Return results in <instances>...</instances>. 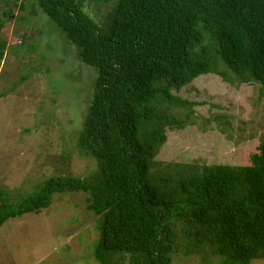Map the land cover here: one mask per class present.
Returning <instances> with one entry per match:
<instances>
[{
    "label": "trees",
    "instance_id": "1",
    "mask_svg": "<svg viewBox=\"0 0 264 264\" xmlns=\"http://www.w3.org/2000/svg\"><path fill=\"white\" fill-rule=\"evenodd\" d=\"M19 1L0 14V70L8 48L2 35ZM95 1L108 8L100 22L82 0L18 6L28 11L25 21L39 8L96 73L78 147L98 168L86 179L54 176L18 200L0 188V229L40 215L56 195L84 193L98 217V264H175L181 251L204 255L203 264L263 261L264 142L244 167H160L156 158L166 129L182 128L193 113L173 92L208 75L264 89V0Z\"/></svg>",
    "mask_w": 264,
    "mask_h": 264
},
{
    "label": "rangeland",
    "instance_id": "2",
    "mask_svg": "<svg viewBox=\"0 0 264 264\" xmlns=\"http://www.w3.org/2000/svg\"><path fill=\"white\" fill-rule=\"evenodd\" d=\"M8 1L0 0V14ZM22 1L2 35L8 48L0 70V188L13 200L32 194L54 176L86 179L98 168L78 147L96 73L81 63L75 48L39 8L30 21L23 20L28 11L18 8ZM82 1L98 22L108 11L95 0ZM41 53L47 57L44 62ZM23 75L30 78L20 84ZM261 90L258 85L231 86L208 75L173 92L192 104L193 113L189 121L183 119L182 128L166 129L157 165L249 166L264 142ZM176 114L183 118L185 110L180 107ZM87 198L84 193L56 195L40 215L9 220L0 229V264H98L93 257L98 217L88 211ZM180 253L175 264H203L204 255Z\"/></svg>",
    "mask_w": 264,
    "mask_h": 264
}]
</instances>
